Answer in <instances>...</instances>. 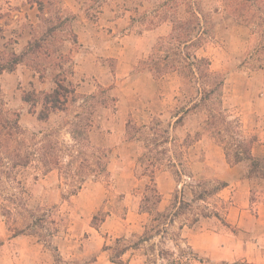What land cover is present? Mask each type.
Instances as JSON below:
<instances>
[{"label":"rangeland","instance_id":"1","mask_svg":"<svg viewBox=\"0 0 264 264\" xmlns=\"http://www.w3.org/2000/svg\"><path fill=\"white\" fill-rule=\"evenodd\" d=\"M44 11L40 21L26 0H0V52L40 47L0 74L5 115L21 129L0 141V264H212L191 246L214 252L220 237L249 236L216 189L245 181L249 213L264 207V180L248 178L243 154L250 145L264 157V0H54ZM193 14L202 18L189 48L157 46L173 19L194 27ZM194 57L223 79L217 99L199 103ZM58 81L75 102L39 121L21 95ZM140 158L158 168L154 206L142 202Z\"/></svg>","mask_w":264,"mask_h":264},{"label":"trees","instance_id":"2","mask_svg":"<svg viewBox=\"0 0 264 264\" xmlns=\"http://www.w3.org/2000/svg\"><path fill=\"white\" fill-rule=\"evenodd\" d=\"M53 1L54 0H26L27 4L31 6L35 5L37 7L40 21L44 20L43 15H45V11H44L45 8L50 10L53 5ZM197 15L198 14H193L194 17L193 19H195L194 21H196L194 22L195 24L194 27H190L188 25V23H190L189 21L182 22L181 20L173 19L171 21L172 23L171 34L167 39H159L157 46H159L160 48L163 46H167L169 48H189L188 44L192 41L191 40L192 33L195 31V29H198V27L200 28L199 25L202 16L200 15V17H198ZM57 20H58V26H63L68 22L67 18H63V19L58 18ZM57 27L54 26L48 29L47 32L53 33ZM40 40L41 38H39L38 40L35 39L33 42L34 44L33 43L31 45L29 44L28 47H31L33 49V47L36 44V41L39 42ZM28 47L27 49L29 51L30 48ZM37 48H40L38 47V44H36L35 50L32 49L31 50L34 53H37L38 52ZM31 52L25 51L21 55H16L14 53L7 55L5 53L0 52V74L6 71L7 72L12 71L15 68V66L21 63L23 58ZM172 55L175 56L176 54H172ZM193 59L196 60L195 57ZM196 61H197V66L195 68L194 67L190 68L188 72L194 78L201 79V86L197 90V92L199 94V103L202 104L208 101L212 97L217 99L220 96L221 88L223 85V79L219 77L217 74L212 73L210 71L209 62H207V60L198 59ZM150 71L156 72L158 75H163L166 73L167 70L166 68L162 70L161 68H159L158 64H155L150 68ZM170 71L180 73L179 69L177 68H171ZM195 74L198 77H195L194 76ZM0 94H1V90H0ZM92 98H94V96L88 97L87 99H92ZM21 101L29 107L30 113L36 115L39 121L44 122L48 119L50 114H54L57 112H64L69 102H75V91L74 89L65 86L61 81H58L55 83V88L49 93L36 94L35 92H31V93L23 92L21 95ZM38 103L40 104L41 109L38 112H36L35 108ZM6 111L7 110H5L4 104L0 98V141L1 142H8V140L5 139L4 136H8L11 138L12 136L21 135V129L18 125L17 114H12V116H10L12 118H7L5 115ZM75 118H79V114H77ZM85 119H86L85 120L86 123H83L81 127L83 134H85L86 136V139L84 140H87V133H88L87 130L90 128L91 123L89 119L87 118ZM81 122L82 121H79L78 123ZM130 125L131 124L129 122L127 124V134L129 130L132 131L134 129ZM151 130L152 129H149V132ZM71 132L73 133V131ZM151 135L153 134L151 133ZM72 138L73 140H75L74 136H72ZM147 141L150 143L154 142L149 140ZM250 143L251 142H248V144ZM246 149L247 148L243 149V154L246 155V158H244V160L249 161L250 169H249L248 178L251 177L255 180H264V171L262 170L264 168V157L260 159H255L251 156L250 145L248 147V151ZM234 155H235V163H239L242 161L241 158H238V154L235 153ZM13 157L17 161V163L16 162L14 163L15 166L16 165L27 166L29 163V161L27 160L28 158L26 156L22 157L20 156L19 153H16L15 151L13 152ZM139 165H144L145 171L149 173V175L147 176L148 182L145 185L146 195L144 196L142 202H145L147 204L150 203L152 206H154L160 202V195L157 192L154 182V174L158 168L156 167V164L152 160L145 158L139 159ZM45 167L46 169L44 170L43 173H48L53 169V166L49 164L46 165ZM99 171L104 172L105 168ZM82 183H83V179L73 180L72 190L70 194L73 195L75 192H77V190L80 189ZM224 187H225V183H220L219 188H217L216 191L221 190ZM151 209L152 207H144L143 211L150 214Z\"/></svg>","mask_w":264,"mask_h":264},{"label":"crops","instance_id":"3","mask_svg":"<svg viewBox=\"0 0 264 264\" xmlns=\"http://www.w3.org/2000/svg\"><path fill=\"white\" fill-rule=\"evenodd\" d=\"M220 193L221 196H230L232 203L227 212L234 214L233 222H236V215L240 214L237 227L242 228L249 236L220 237L214 252H208V247L200 244L192 245L191 248L198 255L207 257L212 264H231L239 261L242 264H264V207H252L253 215L249 213V189L245 181H230V185L224 187Z\"/></svg>","mask_w":264,"mask_h":264}]
</instances>
